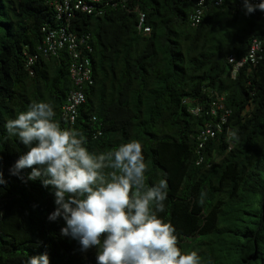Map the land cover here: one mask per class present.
<instances>
[{
  "label": "trees",
  "instance_id": "16d2710c",
  "mask_svg": "<svg viewBox=\"0 0 264 264\" xmlns=\"http://www.w3.org/2000/svg\"><path fill=\"white\" fill-rule=\"evenodd\" d=\"M54 1L0 0V264L44 253L49 264H97L96 247L81 251L61 235L62 218L48 220L50 190L9 173L27 149L4 125L33 101L51 103L55 120L79 131L90 152L141 142L147 183L168 182L165 211L157 214L175 228L182 251L195 250L201 264H264L261 12L246 15L243 0H204L196 27L199 0H119L100 5L101 14L77 12L70 29L89 36L93 84L72 123L63 110L74 90L71 58L65 50L42 52L43 27L62 24ZM140 12L148 35L138 31ZM254 40L262 48L256 64L233 77L230 56L245 58ZM207 124L215 136L199 148Z\"/></svg>",
  "mask_w": 264,
  "mask_h": 264
},
{
  "label": "clouds",
  "instance_id": "9594fccd",
  "mask_svg": "<svg viewBox=\"0 0 264 264\" xmlns=\"http://www.w3.org/2000/svg\"><path fill=\"white\" fill-rule=\"evenodd\" d=\"M243 8L246 15L264 12V0H243ZM4 127L27 149L10 175L25 183L39 180L50 190L55 210L48 220L62 218L61 235L78 241L81 251L96 247L97 264H201L195 250L178 247L175 228L158 216L166 208L168 182L147 183L148 165L138 139L106 153L90 152L82 134L62 128L53 105L44 101H33ZM200 135L203 148L207 140L200 147ZM27 168L31 171L25 175ZM2 176L0 184L6 183ZM24 264H49V257L31 256Z\"/></svg>",
  "mask_w": 264,
  "mask_h": 264
},
{
  "label": "built area",
  "instance_id": "2783aa9c",
  "mask_svg": "<svg viewBox=\"0 0 264 264\" xmlns=\"http://www.w3.org/2000/svg\"><path fill=\"white\" fill-rule=\"evenodd\" d=\"M252 3H259L260 0H251ZM119 0H55L52 5L56 11V17L62 21V24L58 28H50L49 26L43 27V32L46 34L44 46L42 48L43 55L48 56L50 54H57L59 51L65 50L70 58V76L74 82V90L70 93L68 101L63 107L64 116L72 123L75 121V117L78 115L80 106L85 102V94L83 88L86 84L93 83L92 70L90 65V59L87 55L91 52V46L89 44V36L77 35L70 28L72 21L75 18V14L80 12L86 15H93L94 13L101 14L103 6L115 7L119 4ZM204 0H199L198 8L191 16V24L196 27L200 24L203 16ZM261 12V11H260ZM262 18H264V12H261ZM138 31L142 34H150L151 28L146 25L145 13H139ZM262 51L261 42L254 40L248 55L241 59L236 60L234 56H230L229 62L233 65L232 75L235 77L238 70L247 62L251 61L256 64L258 60V53ZM38 56H33L29 59V65H34ZM199 110L196 109V112ZM215 136V131L211 125L207 124L200 135V147L209 138Z\"/></svg>",
  "mask_w": 264,
  "mask_h": 264
}]
</instances>
